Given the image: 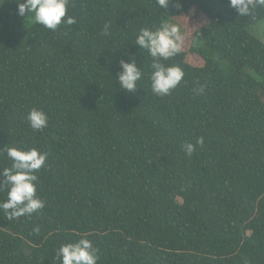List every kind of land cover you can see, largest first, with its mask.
<instances>
[{"label":"trees","instance_id":"16d2710c","mask_svg":"<svg viewBox=\"0 0 264 264\" xmlns=\"http://www.w3.org/2000/svg\"><path fill=\"white\" fill-rule=\"evenodd\" d=\"M68 15L77 23L26 30L17 4L0 8V150L48 155L36 173L45 208L0 211V264H59L56 249L82 238L98 264H264V43L249 31L264 9L71 0ZM193 16L189 48L165 62L184 80L155 96L136 35ZM132 57L144 75L126 93L115 78ZM33 108L49 117L43 132L25 119ZM11 164L5 149L0 170Z\"/></svg>","mask_w":264,"mask_h":264},{"label":"clouds","instance_id":"9594fccd","mask_svg":"<svg viewBox=\"0 0 264 264\" xmlns=\"http://www.w3.org/2000/svg\"><path fill=\"white\" fill-rule=\"evenodd\" d=\"M3 3L4 0H0V6ZM156 3L161 9L167 10L170 0H156ZM229 3L241 17L252 16L257 9H264V0H229ZM70 7L71 0H17L19 16L26 17L31 14L29 20L50 31H58L62 25L71 26L77 23L74 16L68 15ZM103 34L110 35L108 25L105 26ZM184 44L185 35L180 27L172 22H162L155 30L142 28L136 35L133 46L146 50L152 57L149 79L151 91L155 96L170 95L184 80L185 73L180 66L165 63L180 54ZM120 69L115 78L116 83L126 93L135 92L144 75L135 57L130 58V62L121 60ZM199 91L203 93L204 89L201 87ZM25 119L35 132H43L49 123L47 113L38 108L31 109ZM203 143L201 137L197 144L202 146ZM183 148L186 154L191 156L196 150V145L186 143ZM5 149L12 164L10 168L0 170V192L4 191L5 186L8 189L6 199L0 201V211L9 221L39 214L46 205L37 195L39 178L36 173L42 168L47 170V153L36 148L21 150L9 146ZM5 149L0 150V153ZM56 259L59 264H98L100 257L92 241L82 238L75 243L62 244L56 249Z\"/></svg>","mask_w":264,"mask_h":264},{"label":"rangeland","instance_id":"374dc122","mask_svg":"<svg viewBox=\"0 0 264 264\" xmlns=\"http://www.w3.org/2000/svg\"><path fill=\"white\" fill-rule=\"evenodd\" d=\"M11 3L17 4V0H11ZM2 6H0V8ZM29 16H31V14H29ZM29 16L26 17V20L24 22V29L26 30H29L35 26V23L29 20ZM193 22L195 23L199 22L196 16L191 17V19H188V18L182 19L180 20V22L176 23L180 27V30L182 31V33L185 35L184 49H188L190 46V43H191L190 34H191L192 27H193V24H192ZM249 31L250 33L255 35L258 39H260L264 43V20L259 22L258 24H255L249 27ZM195 45L197 48H203L202 43H196Z\"/></svg>","mask_w":264,"mask_h":264}]
</instances>
